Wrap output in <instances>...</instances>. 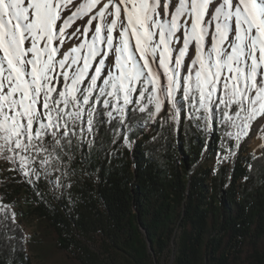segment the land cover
I'll list each match as a JSON object with an SVG mask.
<instances>
[{
  "label": "snow or ice",
  "instance_id": "1",
  "mask_svg": "<svg viewBox=\"0 0 264 264\" xmlns=\"http://www.w3.org/2000/svg\"><path fill=\"white\" fill-rule=\"evenodd\" d=\"M181 90L189 119L219 109L246 135L264 116V0H0V156L29 183L66 186L77 126L103 123L96 104L123 123L167 101L175 120Z\"/></svg>",
  "mask_w": 264,
  "mask_h": 264
},
{
  "label": "trees",
  "instance_id": "2",
  "mask_svg": "<svg viewBox=\"0 0 264 264\" xmlns=\"http://www.w3.org/2000/svg\"><path fill=\"white\" fill-rule=\"evenodd\" d=\"M182 96L176 93L175 120L168 102L155 118L153 105L143 113L130 105L123 123L96 104L104 115L94 120L103 123L89 133L86 117L80 121L65 156L64 188L43 173L29 183L19 161L7 159L13 170L0 184V264L57 256L66 264H118L120 253L135 264H161L168 255L171 264H264V119L249 127L261 136L252 156L234 138L241 127L219 109L211 120L203 111L189 119ZM217 152L228 158L213 168L208 161ZM16 210L33 217L29 237Z\"/></svg>",
  "mask_w": 264,
  "mask_h": 264
},
{
  "label": "rangeland",
  "instance_id": "3",
  "mask_svg": "<svg viewBox=\"0 0 264 264\" xmlns=\"http://www.w3.org/2000/svg\"><path fill=\"white\" fill-rule=\"evenodd\" d=\"M80 24V23H79ZM70 31V30H69ZM81 40L84 39L83 37L80 38ZM90 39V36H89ZM68 43H71V41H67ZM75 46V45H74ZM167 104V103H166ZM264 119V116H259L256 122V125H258L262 120ZM242 131V130H241ZM238 132L236 135L241 133ZM245 134H240L239 138L242 140L244 139L246 141V152L250 153L252 156H256L259 152V148L261 145V136L255 134L254 130L248 128ZM237 136L234 138L237 139ZM238 138V139H239ZM222 158L227 159L228 154H220L217 152L212 158L208 161V165L211 167H215L216 163H218ZM12 165L11 162H9L6 158L0 156V184L3 182L8 181L10 174L12 173ZM17 215L15 216L16 221L21 225L22 229L24 230V233L27 237H29L35 230V222L33 220V217L30 214H20L16 210ZM118 259V264H135L132 261H129L124 255V253H120L116 257ZM34 264H66L67 258L65 256H57L53 260L41 263L38 259L35 257H32ZM161 264H171V257L168 255L166 256Z\"/></svg>",
  "mask_w": 264,
  "mask_h": 264
},
{
  "label": "water",
  "instance_id": "4",
  "mask_svg": "<svg viewBox=\"0 0 264 264\" xmlns=\"http://www.w3.org/2000/svg\"><path fill=\"white\" fill-rule=\"evenodd\" d=\"M166 103H167V101H165L164 107L166 106ZM164 107H163V108H164ZM163 108H162V109H163ZM157 114H158V113H157ZM260 123H261V122H260ZM260 123H259V124H260Z\"/></svg>",
  "mask_w": 264,
  "mask_h": 264
},
{
  "label": "bare ground",
  "instance_id": "5",
  "mask_svg": "<svg viewBox=\"0 0 264 264\" xmlns=\"http://www.w3.org/2000/svg\"><path fill=\"white\" fill-rule=\"evenodd\" d=\"M76 23L79 24V23H81V21L77 20Z\"/></svg>",
  "mask_w": 264,
  "mask_h": 264
}]
</instances>
